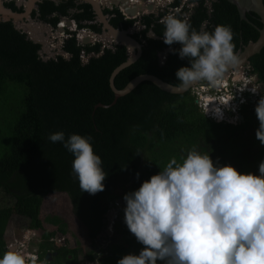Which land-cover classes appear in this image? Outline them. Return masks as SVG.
<instances>
[{"label": "trees", "instance_id": "16d2710c", "mask_svg": "<svg viewBox=\"0 0 264 264\" xmlns=\"http://www.w3.org/2000/svg\"><path fill=\"white\" fill-rule=\"evenodd\" d=\"M198 2L187 22L196 31H200L205 21V31L208 32L217 25L231 26L235 53L258 38L256 27L261 28L259 21L247 16L254 25L251 26L239 20L236 7L228 1L216 0L210 13L203 0ZM179 3L176 0L172 6L177 7ZM7 8L23 12L15 2L7 4ZM187 11L183 9V12ZM103 13L111 17L109 23L115 28L129 29L136 22L127 19L117 8L104 9ZM36 15L53 27L62 17H67L75 22L76 31H68L69 37L63 42V50L70 57L58 56L46 61L40 55V44L29 39L11 21L0 22V100L5 97L9 82L25 89L13 127L11 147L0 159V203L3 204L5 198L13 203L12 207L0 206V258L9 250L5 228L11 213L28 218L32 228L44 232L38 250L29 251L40 260L45 261L47 254L52 256L53 251L58 252V257L52 264H62L66 255L77 257L75 249H59L53 240L58 234H67L65 221L58 217L46 219L48 225L59 226L58 232L49 231L40 221L44 198L51 194H66L73 215L86 228L88 238L95 240L105 226L106 215L119 203L118 199L124 203L125 194L138 190L144 181L159 174L172 158L177 159V142L181 139L188 142L199 139V146L202 143L207 145L210 144L207 139L212 138L211 132L215 131L221 135L222 141L236 149L230 158L225 153L221 154L225 164L228 161L241 174L259 175V164L264 154L254 158L247 154L242 135L244 129L257 120L255 108L259 100L255 104L247 105L245 102L241 106L244 123L238 126L215 122L205 116L195 104L191 91L172 95L150 82L141 83L111 107L95 108L97 104L112 103L114 95L109 87V78L112 71L127 60V48L113 46L103 49L101 43H78L76 34L80 30L95 34L102 32L91 6L78 0H43ZM174 16L183 20L180 13ZM160 19L149 15L141 20V24L163 37L165 29ZM133 37L137 39V36ZM142 38L146 44L142 47L141 57L115 77V87L123 89L131 79L141 74H151L180 86L176 72L181 67L190 66L187 58L181 59L178 55L181 45H171L174 52L165 64L160 65L159 54L168 45L161 40L148 39L145 31H142ZM82 52L84 56H95L83 63ZM249 65V72L264 85V47L249 59ZM61 131L65 133V141L72 134L92 137L94 153L101 157L107 173L103 181L104 191L96 195L81 192L72 171L73 154L63 147L62 142L52 143L48 139L49 135ZM120 189L122 192L119 193ZM10 209L12 212H7ZM122 215L120 211L113 231L114 235H121L125 243L110 245L101 264H117L126 255H139L144 247L130 233ZM93 260L89 255L88 261ZM45 262L50 264V261ZM157 264L163 262L158 261Z\"/></svg>", "mask_w": 264, "mask_h": 264}, {"label": "clouds", "instance_id": "9594fccd", "mask_svg": "<svg viewBox=\"0 0 264 264\" xmlns=\"http://www.w3.org/2000/svg\"><path fill=\"white\" fill-rule=\"evenodd\" d=\"M72 22L71 31H76ZM161 23L163 42L181 45L178 55L190 64L176 72L181 87L201 82L216 87L229 67L238 63L231 26L217 25L212 32H198L174 15L165 16ZM260 87L247 88L245 93L255 96ZM255 112L259 121L256 139L264 145V96ZM48 139L62 142L73 154L72 171L81 192L96 195L105 190L107 173L101 157L94 153L91 136L72 134L65 141L61 131ZM123 199L124 222L144 247L139 255H126L117 264H264V162L259 164V175L241 174L231 165L217 166L210 154L192 148L180 161L172 158L159 174ZM112 220L108 219L111 237ZM0 264L45 262L15 247L5 251Z\"/></svg>", "mask_w": 264, "mask_h": 264}, {"label": "water", "instance_id": "95a60500", "mask_svg": "<svg viewBox=\"0 0 264 264\" xmlns=\"http://www.w3.org/2000/svg\"><path fill=\"white\" fill-rule=\"evenodd\" d=\"M27 4L25 7H22L20 3H16L20 9L23 8V12H17L12 9L6 8L5 0H0V22L4 21H11L15 27L28 35L29 39L38 43L42 46L40 51V55L44 58V60L55 59L58 56H62L65 59H68L70 56L64 52L63 50V43L61 38V32L63 33V29L59 28L57 31L55 30L52 25L45 23L44 21L37 19L35 20L32 17V9L36 5V3L43 1V0H27ZM56 2H60L62 0H54ZM81 3H85L91 6L93 13L96 17V22L101 26V34H95L89 30L83 29L78 32V35L81 36L79 42L83 45L101 43L102 48H112L113 46H124L127 48L128 57L125 62L117 66L111 73L109 78V87L114 95V99L110 105H103L97 104L95 108H108L116 104L117 100L121 97L128 95L132 92L138 85L143 82H150L159 90L166 92L172 95H183L188 93L189 91L195 89L198 85H191L189 88H183L181 86H174L169 84L160 78L151 75V74H141L133 79H131L123 89H117L114 85L115 77L125 68L129 67L130 65L134 64L142 54V47L143 42H139L136 40L133 34L132 29H122V28H115L110 25L109 19L107 15H104V9H113L117 8L121 10L126 18L130 20H136V24H140L141 18L144 13H151L153 10V2L148 0H78ZM230 4L236 7L237 13L241 20L245 21L246 23L252 25V23L248 20L247 14L252 13L257 16L259 23L261 24V28H257L258 31V38L254 42H249L247 45H244L241 50H239L236 55L238 56V63L235 67H229L228 71L225 73L226 75L229 72L236 71L240 75L244 69H251L249 65V59L256 54H259L260 51L264 47V3L263 0H226ZM38 9V5H37ZM209 9L211 10V5H209ZM35 22H32L34 21ZM27 21H31L32 23L27 24ZM65 25L67 27H72L73 22L69 18H63ZM205 25H203L204 27ZM48 30V32H47ZM47 33V36H46ZM56 33V34H54ZM60 35H59V34ZM152 38H155L152 36ZM60 40L58 43H55V40ZM52 42V43H51ZM52 45V49L55 50L54 53L50 54V50L47 46ZM168 51H170L168 49ZM95 56L94 54L84 56L83 53V63H87V61ZM99 56V55H97ZM159 57L162 59V55L160 54ZM160 59V62H161ZM255 83L261 85L258 89L257 94L261 98L264 96V85L259 81V78L255 77ZM238 86H240L238 84ZM251 86V85H249ZM235 99H239V97H235ZM235 100V101H236ZM238 101V100H237ZM236 101V102H237ZM196 103V102H195ZM208 113L204 112V114ZM240 120H243L242 116H239ZM121 203V199H118ZM108 218L113 216L111 211L108 212L106 215ZM80 222V221H79ZM111 222L107 221V227ZM109 234V231L107 232ZM45 261H52V256L50 253L47 254ZM44 261V262H45ZM45 264H47L45 262Z\"/></svg>", "mask_w": 264, "mask_h": 264}, {"label": "rangeland", "instance_id": "374dc122", "mask_svg": "<svg viewBox=\"0 0 264 264\" xmlns=\"http://www.w3.org/2000/svg\"><path fill=\"white\" fill-rule=\"evenodd\" d=\"M32 22H35V20ZM32 22L27 21V24H30ZM46 36H47V33H46ZM55 43H58V41L55 40ZM47 47L50 50V54L55 52V50L52 49L51 45ZM236 74L237 72L233 71V73L228 74L229 77L224 76V79L221 81V83L227 82L228 84H231L233 85V87L236 88L239 82H242L243 85L241 86L244 87L247 81H252L250 79V76L252 75L247 70H245V72L240 73V77L241 75L245 76V79L243 81L242 79L241 80L237 79L235 77ZM250 87L252 88L255 86L252 85ZM209 88L210 87L207 86L204 88V90L195 89L193 92V94L197 97L195 104H197L199 111L201 112L203 111V113H204V110H202L203 103L201 104V101L198 100L199 98L198 96L203 98L204 96L209 95L208 97L210 98L212 97L214 100H217L216 102L217 104L213 101H212L213 103L210 102V104H208V107H211L214 105L216 108L215 111L218 110L217 107L220 104V100L218 98L224 97L220 93L221 91H219L218 89H214L213 87L210 90ZM24 94H25V89L22 86L9 82L6 93H5V97L2 100H0V159L9 151L11 147L12 139H13V127L19 115V111L21 107L20 101L24 97ZM216 94H219V96H216ZM211 114H213V112H211L210 115ZM224 116H225L224 119L220 118L222 121H224L225 119L229 117V113L225 114ZM238 119L231 118L230 116L229 121L227 122L235 123L237 122L236 120ZM252 124L254 125V128L256 127V125L259 128L258 119L253 121ZM248 128L249 127H247V129ZM211 135H213L212 138L207 139V140H210V144H207V145L202 143V145L199 146V143H201L200 141H198L199 139L197 140L191 139L192 142H188L187 140L185 141V139L179 140L177 142L178 153H179L177 154V160L180 161L182 158L186 157L189 150H191L192 148H196L202 154L211 153L212 155L211 159L213 160L214 164H216L217 166L229 165L228 161L226 162L227 164H225V162L223 161L221 157V154L225 153V156L230 158L232 154L236 152V149L232 145H229L227 142L222 141L220 138L221 135L219 133L213 131L211 132ZM166 155L169 156V154H166ZM229 158H227V160ZM118 192L120 193L122 192V190L120 189ZM0 197L2 196L0 195ZM5 200L6 201H3L4 202L3 204L0 203V206H3V207L13 206V203L10 204V200H8L7 198H5ZM7 212H12V209L8 210ZM58 215L62 217V219L67 223V234H65L64 237L66 238L68 245L72 246V248L76 250L78 263L86 264L84 260L88 254V244H87L86 232H85L83 225L75 220V217L71 209V204L66 194H61V193L51 194L48 197L44 198L43 200L41 214H40V219H41L40 221L44 222L45 227L48 228L49 231H54L55 228L49 226L48 223L46 222V219L49 217H54ZM122 217L124 218V213ZM30 223L31 221L24 216H19L15 213H11L9 215L6 228H5L6 229L5 239L7 241L9 249L20 247L22 248V250H26V251L38 250V245L40 244V240L41 242L43 240L44 232L42 230L39 231V230L32 228ZM111 235H112L111 242L113 245H120L121 243H125V240L123 237H121V235H114V233H112ZM26 236L28 237L27 241L25 240ZM60 237L62 239V236ZM76 240L78 243L77 245H75ZM25 244H27L26 248H24ZM79 246L83 247L82 250L84 253L81 250H79L78 248ZM87 263L97 264L98 262H87Z\"/></svg>", "mask_w": 264, "mask_h": 264}, {"label": "flooded vegetation", "instance_id": "af4514ba", "mask_svg": "<svg viewBox=\"0 0 264 264\" xmlns=\"http://www.w3.org/2000/svg\"><path fill=\"white\" fill-rule=\"evenodd\" d=\"M5 1H6L5 2L6 8H7V4H9L11 2H15V4L16 3H20V5L22 7H25L27 2H28V1H25V0H5ZM179 1H180L179 5L177 7H173L172 5L176 2V0H153V10L151 11V13H144V15L142 16L141 20L144 17H147V16L150 15V16H152L154 18H161L160 21H162V19L165 16H167V15H176V14L180 13L181 17L183 18V20L188 22L190 16L194 12L193 8L198 6V4H199L198 1L199 0H179ZM215 1L216 0H203V4L208 8V12L209 13L211 12V10L209 9V5H211V7H212V3L215 2ZM40 3H42V1L36 3V5L34 6L33 11H32V17L35 20L40 19L38 15L34 16L36 14V11H38L37 5H39ZM184 8H186L188 11L187 12H183ZM107 16H108V19L111 18L109 15H107ZM246 16H249L250 18H252V20H258L257 17L254 14H252V13H248ZM62 18H67V17H62ZM239 20H241L240 17H239ZM136 22L129 29L133 28L132 36L133 35L137 36V39L136 38L135 39L138 40L141 43L143 42V45L146 44V41L142 38V31H145V35H146V37L148 39H154V38H152V36H154L155 38H157V39H154V40L163 41V37L162 36L161 37L157 36L152 30L148 29L147 27H144L142 24L141 25L140 24H136ZM140 23H141V21H140ZM203 25H205V26L203 27ZM206 25H207V22L205 21L202 24L200 31H205ZM251 26H254V25L252 24ZM168 49L170 51H168ZM172 52H174V48L172 46H167V47H164L162 49V51L160 52V54L162 55V59L160 58L161 59L160 65L165 64V62L168 60L169 55ZM172 64H173L172 66H174V63H172ZM245 70H247L249 72V69H244L243 72H245ZM231 73H233V72H229L228 74H231ZM228 74L227 75L225 74V76H228ZM251 75L252 76H250V79L252 81L246 82L245 86L243 87L244 92L243 93L241 92L243 97L245 98V102L247 103V105L255 104V101L260 99V97L258 96L257 93H256L255 96L251 95V94H249L247 92L245 93L247 88H249V85H252V84L255 85V86L259 85L258 83H255L256 75L252 74V73H251ZM238 76L239 77H237V78L240 79V80L242 79V81L245 79V76L241 75V77H240L239 73H238ZM238 84L241 85L242 82H239ZM221 85H224V87L227 89L226 91L222 90L227 96L228 95L231 96L230 98H235L236 97L235 88L233 87V85L228 84L227 82L220 83L218 86L214 87V89H217V88H221L222 89V87H220ZM207 86L208 85H207L206 82H201L195 89L204 90V88L207 87ZM195 89L191 90V94L193 96H195L193 94ZM208 96L209 95H207L206 97H208ZM216 96H219V94H216ZM216 96H215V98H216ZM241 106H239V109L236 111V113H234V112L229 113V117L231 116V118H235V119L239 118L238 120H236L237 122H235V123L227 122V121H229V117L227 119H225L224 121H222V122L230 123L231 125H235V126L243 124L244 123V118H243V120H240V117H239V116H242L241 113H240L242 111L241 110ZM248 127L249 128L247 129V127H246L244 129L243 133H242V135L244 136L243 140H244V142L246 144L244 150L246 151L247 154H250L252 156V158H254L257 155L264 154V152L261 153V151L264 148V145L259 143L258 140L256 139V131L258 129V126L256 125V127L254 128V125L250 124ZM262 162H264V159H262ZM111 212L113 213L112 210H111ZM54 217H58V218L62 219V217H60L59 215L58 216H54ZM108 219L109 218L106 216L105 226L103 227L102 232L98 235V237L95 240L89 239L87 234H86L87 244H88V254H87V257H85V259H84L86 263L87 262H98L97 264H101L102 258H104L107 255V253H108V248L110 247V245H113L112 242H111L112 237L107 233L108 229H110L109 226L107 227ZM75 220L78 221L76 219V217H75ZM49 226L55 228V231L57 230V232H58L59 226H54V225H49ZM112 229H113V226H112ZM60 236H62V235L58 234L53 239L56 242V244L59 247V249L60 248L63 249V247L72 248V246L68 245V243L66 241V238L64 237L65 235L62 236V239H61ZM77 244L78 243H77V240H76L75 241V245H77ZM78 248H79V250H81L83 252V250H82L83 247L82 246H79ZM52 253H53L52 261H50V264L53 263L54 258L58 257V252L57 251H53ZM89 255L93 256V258H94L93 261H86V260H88ZM62 264H79V263H78L77 257L73 258L71 255H68V257H67V255H66V258H63V263Z\"/></svg>", "mask_w": 264, "mask_h": 264}, {"label": "built area", "instance_id": "2783aa9c", "mask_svg": "<svg viewBox=\"0 0 264 264\" xmlns=\"http://www.w3.org/2000/svg\"><path fill=\"white\" fill-rule=\"evenodd\" d=\"M148 1H150V2H153V0H148ZM121 11V10H120ZM121 13L123 14V12L121 11ZM124 15V14H123ZM125 16V15H124ZM126 17V16H125ZM128 19V18H127ZM59 28H61V29H63L64 31H63V33L61 32V38H62V43L64 42V40H66L68 37H69V34H68V31H71L72 30V28H69V27H67L66 25H65V22H61V23H59L58 24V27H57V29H59ZM74 28V27H73ZM57 31V30H56ZM58 32V31H57ZM81 39V36L80 35H77V40H78V43H79V40ZM247 82H249V81H247ZM241 85H243V83L241 84ZM240 85V87H238V85L236 86V88H235V93H236V97H239V99H232L231 98V102H229V103H226V99L227 98H230L229 96H227L222 90H224V91H226L227 89L224 87V85H221L220 87H222V89L221 88H217L219 91H221L220 93L224 96V97H220V98H218L219 100H220V104H219V106L217 107V109H218V115H216V112L214 113V111H210L208 114H205L207 117H209L210 119H212V120H214L215 122H221L222 120L221 119H219L218 120V117L219 118H223L224 119V115L225 114H228V113H231V112H234V113H236V111L239 109V106H241V104L243 103V102H245V98L243 97V95H242V93L244 92V89H243V86H241ZM213 87H210L209 89H212ZM251 91V90H250ZM242 92V93H241ZM252 92V91H251ZM241 93V94H240ZM256 95V94H255ZM242 96V97H241ZM199 98H198V100H200L201 101V104L203 103V109L202 110H204V112H206V109H207V106L208 105H206V103L203 101V100H201V97L200 96H198ZM206 96H204V98H205ZM196 98L197 97H195V101H196ZM237 102H236V101ZM215 103L217 102V100H215L214 101ZM217 104V103H216ZM215 104V105H216ZM217 111V110H216ZM211 112H213V114H211L210 115V113ZM228 112V113H227ZM123 205V206H122ZM121 205V203H117L116 205H115V207L112 209V211H113V216H112V222L114 221V220H116V218H117V215L119 214V211H121V212H123L124 213V209H125V205L124 204H122ZM86 264H88V263H86Z\"/></svg>", "mask_w": 264, "mask_h": 264}, {"label": "bare ground", "instance_id": "6f19581e", "mask_svg": "<svg viewBox=\"0 0 264 264\" xmlns=\"http://www.w3.org/2000/svg\"><path fill=\"white\" fill-rule=\"evenodd\" d=\"M235 77L237 78V76H235ZM237 79H238V78H237ZM251 86H252V85H251ZM251 89H252V88H251ZM201 100H203V101L206 103V105L210 104V102H212V101H213V102L215 101L214 99H212V98H210V97H205V98L203 97V98H201ZM213 102H212V103H213ZM229 102H231V100H230V98H227V99H226V103H229ZM212 103H211V104H212ZM215 109H216V108H215V106L213 105V106H211V107H208V106H207V109H206V110H207L208 112L214 110V113L216 112V114L218 115V110L215 111ZM218 119H220V118L218 117Z\"/></svg>", "mask_w": 264, "mask_h": 264}, {"label": "crops", "instance_id": "0c3cea01", "mask_svg": "<svg viewBox=\"0 0 264 264\" xmlns=\"http://www.w3.org/2000/svg\"><path fill=\"white\" fill-rule=\"evenodd\" d=\"M25 1H27V0H25ZM32 11H33V9H32ZM48 24V23H47ZM56 41H58L59 42V40L58 39H56ZM52 46V45H51ZM113 233H114V231H113ZM110 235V234H109Z\"/></svg>", "mask_w": 264, "mask_h": 264}]
</instances>
